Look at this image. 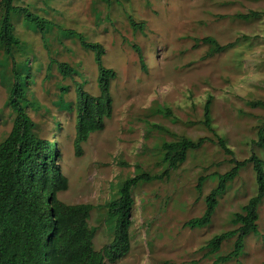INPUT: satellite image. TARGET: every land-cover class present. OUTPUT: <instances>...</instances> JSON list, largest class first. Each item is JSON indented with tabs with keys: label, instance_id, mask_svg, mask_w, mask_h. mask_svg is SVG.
Returning a JSON list of instances; mask_svg holds the SVG:
<instances>
[{
	"label": "rangeland",
	"instance_id": "obj_1",
	"mask_svg": "<svg viewBox=\"0 0 264 264\" xmlns=\"http://www.w3.org/2000/svg\"><path fill=\"white\" fill-rule=\"evenodd\" d=\"M14 6L102 45L103 66L116 73L110 85L112 116L103 131L91 134L80 146L78 155L75 116L69 109L78 84L90 95H99L93 54L76 39L63 38L56 27L43 43L21 16L12 20L20 42L13 59L0 47V143L15 118L8 97L16 66L28 75L25 96L33 108L26 112L38 136L57 144L61 171L68 179V189L57 195L58 200L94 207L88 227L96 231L95 251L113 241L115 223L108 205L117 201L122 184L138 173L136 167L161 174L166 169L162 144L182 138L214 139L201 124L204 104L212 98V128L233 157L206 143L189 152L168 179L139 184L132 191L130 251L114 263L211 264L216 255L208 254L207 243L235 230L234 214L256 195L252 166L228 184L210 226L191 230L184 224L203 215L205 198L217 186L212 175L229 172L230 159L241 162L255 155L264 162V143L258 140L264 110L248 106L251 101L264 102V0H18ZM249 12L261 13V18H236ZM129 18L142 29L133 30ZM205 38L228 48L211 56L210 47L201 42ZM58 63L76 74L64 79ZM158 109H168L172 116L164 117ZM201 177L208 179L199 194ZM258 216L259 236H248L241 257L227 264H264V200ZM234 240L224 242L217 256L231 252Z\"/></svg>",
	"mask_w": 264,
	"mask_h": 264
},
{
	"label": "trees",
	"instance_id": "obj_2",
	"mask_svg": "<svg viewBox=\"0 0 264 264\" xmlns=\"http://www.w3.org/2000/svg\"><path fill=\"white\" fill-rule=\"evenodd\" d=\"M16 1L0 0V47L11 60L13 51L20 48L12 22L14 17L21 16L27 27L38 31L43 43L45 35L56 27L50 21L31 13L28 8L15 7ZM260 14L249 12L236 15V18L243 21L257 20L261 18ZM129 23L133 30L142 29V25L136 24L131 18ZM56 29L63 38L76 39L83 50L91 52L97 67L99 95H90L83 90V85L78 84L74 106L69 109L75 116L74 148L79 155L80 146L87 142L91 134L103 131L105 120L112 116L110 85L116 73L103 66L105 50L102 45L87 42L83 35L75 31L58 26ZM201 42L210 47L211 56L223 53L228 48L220 46L212 38H205ZM134 49L140 56V50L137 47ZM57 71L64 79L76 74L73 68L64 63L57 64ZM12 72L13 85L9 91L8 106L15 118L8 137L0 143V264H114L130 251V215L134 205L132 191L139 184L168 179L171 171L186 162L189 152L201 149L206 143L215 144L225 155L233 157L225 141L212 128V98L208 97L201 124L214 139L190 141L182 138L162 144L161 163L166 169L161 174L151 175L136 167L138 173L122 184L119 198L108 205V215L115 223L113 241L101 251H95L93 239L96 231L88 227L94 207L88 204L66 205L58 200L57 195L68 189V179L61 171L57 144L38 136L36 124L26 112L28 107L33 108L25 96L28 75L18 72L16 66ZM248 106L264 110L262 101L248 102ZM157 113L167 118L172 116L168 109H158ZM55 126L58 130L59 125ZM154 128L167 133L162 127ZM258 140L264 143V125L258 130ZM229 162L233 166L229 172L212 175L217 180V186L205 198L203 215L184 224V227L191 230L210 226L218 200L226 193L228 184L239 176L242 169L252 166L257 185L256 195L248 200L240 213L234 214L231 223L237 227L235 230L216 235L207 243L205 248L208 254L216 255L211 264L237 261L244 251L246 238L259 236L257 222L258 209L264 200V162L255 155L241 162L234 159ZM207 179H198L196 190L199 194ZM230 239H235L232 251L217 256L221 245Z\"/></svg>",
	"mask_w": 264,
	"mask_h": 264
}]
</instances>
